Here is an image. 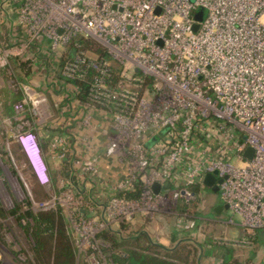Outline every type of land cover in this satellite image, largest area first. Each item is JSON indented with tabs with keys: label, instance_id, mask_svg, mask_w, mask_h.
Segmentation results:
<instances>
[{
	"label": "built area",
	"instance_id": "1",
	"mask_svg": "<svg viewBox=\"0 0 264 264\" xmlns=\"http://www.w3.org/2000/svg\"><path fill=\"white\" fill-rule=\"evenodd\" d=\"M15 3L20 33L13 39L20 43L4 46L0 33V89L6 87L10 57L28 60L31 44L49 39L62 59L61 86L71 90L75 106L79 103L83 123L102 138V146L82 165L86 184L95 186L101 158L115 169L95 192L101 199L69 178L62 192L32 199L36 208L64 207L65 234L77 259L119 264L113 242L103 233L143 216L177 215L180 227L188 229L192 213L187 207L197 199L206 173L214 171L222 178L220 198L241 225L264 230V0ZM199 6L207 14L195 29ZM89 37L101 43V52L84 48ZM8 89L5 98L0 94V107L7 102L14 118H22L16 132L2 133L20 141L25 165L51 186L37 134L23 119L27 106H48V97L25 80L9 82ZM248 147L254 149L250 158ZM59 155L66 158L67 149ZM155 182L161 183L159 192Z\"/></svg>",
	"mask_w": 264,
	"mask_h": 264
},
{
	"label": "rangeland",
	"instance_id": "2",
	"mask_svg": "<svg viewBox=\"0 0 264 264\" xmlns=\"http://www.w3.org/2000/svg\"><path fill=\"white\" fill-rule=\"evenodd\" d=\"M192 1H195V0H192ZM15 8H16L15 0H0V33H1L4 46L7 45V43L11 45L10 43H12L14 40L13 39L14 27L16 29L18 26L17 12ZM84 48H86L87 50H96L100 52L103 50L101 43H99L92 37H89L86 39V45ZM31 54H30V57H34L33 56L34 53L32 54V56ZM36 55L38 54H35V56ZM17 57L18 56H11L10 63L7 66V68L4 70L3 76L6 81V87L0 90V94L2 95V98H5L8 95L9 82L16 85L17 81L25 80L29 75L30 65L28 64V62L29 63L31 62V58L25 61H21L22 63L25 62L24 66H26V69H27L26 70L23 65H20L18 67ZM47 97L49 98V101H47L48 106H46L45 104L43 106L42 104L37 110H33L32 104H30V107L27 106L25 111L23 112V114L26 115V116L23 115L24 116L23 119L29 120L28 122L26 121L25 125L29 124V126L35 132L39 131L42 125H45V121H47L49 117L56 119L61 113V111L59 112V107L55 105L53 101L54 100L53 97H50L49 94ZM15 114L16 113L12 109V106L9 105L7 102H5V104L0 107V153L1 152L3 153L2 157L4 159V162L11 164L12 168L10 171L13 172V174L17 175L18 179L15 178L13 175L12 176L17 180L19 187L21 191L23 192V195L24 196L26 195L27 197H23L22 199L24 200H20L19 198L21 196V193H19V191L16 190L15 186H13L12 183H9V181L7 180L5 181L6 188L5 186L0 185V191L4 195V200L6 196H8V198L10 199V202H8L7 199L6 201H4V204L6 205V207L1 203V200H0V204L3 205L4 208H6L3 212L0 211V242L2 245L11 247V248L12 247L18 248L17 244L21 247L26 246L27 248H31V240L28 234L24 233L25 235H22L20 233V231L24 232L22 231L24 228L23 226L28 225L29 230L33 231L34 238H37V234L35 235V233L38 231L37 228H35L36 223L34 222V224L31 223L30 225L29 218H32L35 221L36 216H39L41 214L42 216H44V215L49 214L50 212L55 211L63 219L64 234L66 232L68 221H67L66 214H65L66 210L64 209L62 205L58 204L56 208H45V209L36 208L31 203V201L29 202L27 199L29 200L34 199L36 201H40V200L48 198L53 193L62 192L64 187L62 186L58 187L54 185L48 186L46 184H42L37 179L34 172H32L31 167L29 165H24L23 163L24 160H22L23 154L25 155L26 161H27V155L20 141H18L15 137H13V135H10V134L6 135V133H2L5 130H8L10 133L12 131L14 132L17 131L16 123L21 121L20 118L22 117L14 118ZM6 116H13L12 117L13 120L3 121V117H6ZM37 137H38V134H37ZM13 139H16V142H14L15 140ZM38 140H39V137H38ZM4 155L7 158H4ZM3 172H4L3 169L0 167V174ZM6 173L9 174V171H6ZM1 175H0V178H1ZM9 176L5 174L4 177L6 179ZM2 180L4 181V179ZM197 193H198L197 199L191 201V203L189 204V207H190L189 212L192 213V215L190 214L188 216L189 217V228L183 230L186 235L181 234L178 237H176V241L171 240L173 242L171 241L169 242V240H167V237L163 238L161 237L162 236L161 234H159L161 236L157 235L156 230H155L154 233H150L153 240H155L156 242L157 241L165 242L168 246L175 245V247L182 245V243L184 242L183 246L180 247L181 252L177 253V255L179 256L182 255L181 257L183 258V260L181 259V264H198L199 262L198 259H199V256L201 255L200 250L201 251L203 250L202 246L205 245L206 243H211V242L212 244H220L224 249L230 250L228 254H230L231 251L234 250V252L237 253L238 260H244L245 258H248L249 257L248 254L244 253L243 250H247L248 253H252L253 248H249V247H252V245L249 246L247 242L249 239L247 237H242L238 233L234 232L233 230L234 228L232 226L233 224H231L232 222H229V219L231 217H233V219H237L239 216L233 215L229 208H226L223 211H219L218 208L215 206V205H221V204L224 205V202L219 197L220 195L219 190L215 191L211 188V186L202 184L198 188ZM23 201H27V202H23ZM179 202H180L179 208L181 209V200ZM24 210L28 212L27 215L23 212ZM20 214H23L24 216H21ZM160 214H161V217L156 219L157 223H160V225L163 222L165 224H170L173 227L178 228L176 230L180 231L179 228L181 229V227L179 224L181 223V218H178L177 215L175 216L173 214H168L164 212ZM21 218L25 220L24 225L22 222H20V220L23 221ZM196 218L198 219V221ZM36 222H38V220ZM133 227H135V225ZM137 227L138 226H136L134 229H136ZM118 228L119 226L117 225L112 229V231H107L105 233V235L111 237V238L108 237L109 241L115 243L116 239L118 238L119 245L120 246L122 245V247L116 246L113 249L114 252L115 250L123 251L124 250L123 246H132L137 249L142 246L140 244L142 242L137 243L132 238H131L132 240L129 238L130 241H127L124 239L123 234L122 236L117 235L116 234L117 232L115 231V229H118ZM152 229H155V228L153 227L151 228V230ZM171 234L172 233H168L167 235L168 238H171ZM45 236H48V235H45ZM64 238L70 241L74 245L73 240L69 238L66 234ZM37 241L38 240L36 239V242ZM1 244H0V249L2 246ZM195 244H197L199 248L195 247L194 246ZM260 246H261L260 243L257 246H255L256 252L261 248ZM135 248H132V249H135ZM192 249L195 251H192ZM37 251H40L39 254L43 255L44 260L46 259L47 264H48L49 257L46 251L44 249H41V250L35 249L33 251L34 254ZM185 251H188L189 253H185ZM241 252L243 254H241ZM25 255H26L27 261L20 262V260L17 259L18 264H29L30 263V259H31L30 256L28 255L27 252ZM114 255L116 256V254ZM2 257H1L2 260L6 259L4 258V255ZM75 264H86V262L84 260L76 258Z\"/></svg>",
	"mask_w": 264,
	"mask_h": 264
},
{
	"label": "crops",
	"instance_id": "3",
	"mask_svg": "<svg viewBox=\"0 0 264 264\" xmlns=\"http://www.w3.org/2000/svg\"><path fill=\"white\" fill-rule=\"evenodd\" d=\"M15 31L16 32L19 31L20 33L19 28L15 29L14 27V32ZM20 40H22V38H20ZM19 43H20L19 40H15V41L13 40L11 44L18 45ZM29 51L32 54L34 53L33 55L34 57H31L30 63L28 62V64L30 65V70H29V75L25 79V81H29L30 83L35 85L38 89L45 92L47 96L49 94L50 97H53L54 99L53 101L55 105L59 107V112L61 111L60 115L56 119L49 117V119L45 121V125H42L41 129L39 131H36L39 137L40 146L42 148L43 157L47 163L48 170L51 175L52 185L61 187L64 184V182L69 178L72 179L82 189H84L87 195H91L93 197H97L98 199H101L103 198V196L96 194L95 192L97 189L101 188L102 181L104 179L109 178V175H114V176L116 175L114 167L111 166V164L107 159L101 158L100 159L101 174L100 176L97 177L96 184L94 186V185L86 184L88 178L84 174L85 172L82 170V165L88 158H90L92 155L95 154V150H98L102 146V143H100L102 138L99 136V133H96V131H94L91 127L83 123L82 121L83 114H82V110H79L80 107L79 103L77 104V106H75V101H74L75 98L73 95L69 94L71 93V90L68 87L61 86L64 84L59 74V67L62 63V59L52 52L49 39L43 38L40 41H38V43L31 44ZM35 54L38 55L35 56ZM21 61H23V56L20 55L17 57L18 67L20 65L23 66L25 65V62L22 63ZM24 68L26 69V66H24ZM67 86L70 87V85ZM95 121H100V117L95 116ZM59 137L62 138L63 140L60 143L54 145V142ZM13 140H15L14 142H16V139ZM63 148L67 149L68 156L66 158H62L59 155V152ZM2 155L3 153L1 152L0 167L3 169L4 175L3 173H1L2 175L0 174L1 175L0 185L4 186L3 184L7 180L9 181V183H12V185L14 186L11 175H13L15 178H17V175L13 174V172L10 171L12 166L10 163L4 162ZM4 158L7 157L4 155ZM22 160H24L23 163L25 165L26 159L24 154ZM77 160L81 161L79 162L80 165L77 163ZM6 171H10L9 174L6 173ZM5 174L7 176L9 175L10 176L5 179L4 177ZM2 179H4V181ZM5 188H6V184H5ZM23 197H27V196L26 195L20 196L19 199L24 200L22 199ZM6 199H9L8 196H6L4 200V195L0 191V200L5 207L6 205L4 204V201H6ZM27 200L29 202L31 201L32 203V199L31 200L27 199ZM23 202H27V201H23ZM3 205L0 204V211L2 212L6 209L3 207ZM215 206L218 208L219 211H223L224 209L229 208L226 207L225 203L224 205L221 204ZM23 212L26 215L28 213L25 210ZM20 215L24 216L23 214ZM37 217L38 216H36L35 221L32 218H29L30 225L31 223L33 224L34 222L36 223L35 228H38L39 226V219H37ZM160 217L161 214L158 213L155 217L150 218L149 220H147L146 217L144 216L138 219H134V221H131L130 223L132 224V226L135 225V227L136 226L140 227L143 224L142 228L144 230H148L150 233H154V231L156 230L157 235L161 234L162 236L161 235L159 236L163 238L167 237V240H169V242L171 240L176 241V237H178L181 234L183 235L185 234L183 231L184 229L182 228L181 229L179 228L180 231H178L176 230L178 228L173 227L170 224H165L163 222L160 225V223H157L156 219ZM22 220L23 221L20 220V222H22L24 225L25 220L24 219ZM37 220L38 222H36ZM43 222H44L43 225H45V221ZM231 224H233L232 226L234 228L233 229L234 232L238 233L242 237H247L249 239L247 242L249 246L252 245V247H249V248H253L252 253H248L247 250H243V252L248 254L249 257L245 258L244 260H238L237 253L234 252V250H232L231 253L228 254L230 250L224 249L220 244H212L211 242L203 245V250L202 251L200 250L201 255L199 256L198 264H260V263L262 264L264 263V230L262 229L256 231L246 230L241 225L239 217L237 219H233V222ZM23 227L24 228L22 231L24 232L20 231V233L22 235L28 234L31 240V248H27L26 246L21 247L17 243L16 244L18 248L15 247L11 248L2 245L0 242V244L2 245L1 246L2 250L0 249V264H3L5 260H11L15 264H18L17 259H19L20 262L27 261L25 255L26 252L30 256V258L33 259V261H31L29 264H39L40 259H44V258H40L38 262H35L36 256L38 255V252H36L35 254L33 252L35 249H38L36 238H34L33 231L29 230L28 225ZM153 227L155 229L151 230V228ZM168 233H172L171 238H168L167 236ZM157 242H160L168 246L165 242L162 241H157ZM259 243L261 244L260 246L261 248L256 252L255 246H257ZM170 247L173 248L175 247V245H172ZM74 249H75V259H76L75 246ZM241 254L243 253L241 252ZM3 255L4 258H6L5 260H2Z\"/></svg>",
	"mask_w": 264,
	"mask_h": 264
},
{
	"label": "trees",
	"instance_id": "4",
	"mask_svg": "<svg viewBox=\"0 0 264 264\" xmlns=\"http://www.w3.org/2000/svg\"><path fill=\"white\" fill-rule=\"evenodd\" d=\"M187 208L190 210L189 205ZM145 217L147 220L150 219L148 216ZM37 219H39V226L35 235L37 234L36 239L38 240V250L44 249L46 251L49 257L48 264H75V249L73 244L64 238V223L62 217L54 211L44 216L41 214L37 217ZM43 221H45V225H43ZM142 227L143 224L142 226L134 229L135 227H133L130 222H123L118 229H115L117 232L116 234L121 236L123 234L124 239L127 241H130L132 238L137 243L142 242L140 243L142 246L138 249L132 246H123V251L115 250L116 258L119 261V264H181V259L183 260L181 257L182 255L179 256L177 253L181 252L180 247L183 246L184 242L180 246L171 248L170 246H166L153 240L150 232L148 230H144ZM112 229L106 230L103 235H105L107 231H112ZM105 237L108 238L110 236L105 235ZM116 246L122 247V245L120 246L118 243V238L115 243L113 242V249ZM194 246L199 248L197 244ZM192 251L195 250L192 249ZM37 252L38 255L36 256L35 262H38L40 258H43V255L39 254L40 251ZM185 253L189 252L185 251ZM31 261H33L32 258L30 259V262ZM41 263L47 264L46 259H40L39 264Z\"/></svg>",
	"mask_w": 264,
	"mask_h": 264
},
{
	"label": "water",
	"instance_id": "5",
	"mask_svg": "<svg viewBox=\"0 0 264 264\" xmlns=\"http://www.w3.org/2000/svg\"><path fill=\"white\" fill-rule=\"evenodd\" d=\"M206 14H207V9L204 6H199L198 9L195 12V18L198 20L194 24V28L195 29H198V27L200 25L199 21L203 20L204 17L206 16ZM157 138H158L157 136H154L151 140L148 141L147 145L148 146L153 145V143L157 140ZM253 152H254V149L252 147H248L245 150V155L250 158V157H252ZM216 173H217V171L206 173L203 182H204V184H206L208 186H211V188L213 190L218 191V189H219V184L218 183L222 181V178H217ZM3 185L5 186V183ZM153 188H154V190L156 192H159V190L161 188V183L160 182H155ZM226 207H228L227 204H226Z\"/></svg>",
	"mask_w": 264,
	"mask_h": 264
},
{
	"label": "bare ground",
	"instance_id": "6",
	"mask_svg": "<svg viewBox=\"0 0 264 264\" xmlns=\"http://www.w3.org/2000/svg\"><path fill=\"white\" fill-rule=\"evenodd\" d=\"M27 149H28V148H27ZM28 151H29V150H28ZM28 153H29V156L31 157L30 152H28ZM32 157H33V159H35L34 156H32ZM11 177H12V181H13V184H14L16 190H18L19 193H21V196H23V192L21 191V189H20V187H19V184H18L17 180H16L12 175H11ZM1 188H2V187H1ZM7 200H8V202H10L9 199H7Z\"/></svg>",
	"mask_w": 264,
	"mask_h": 264
}]
</instances>
